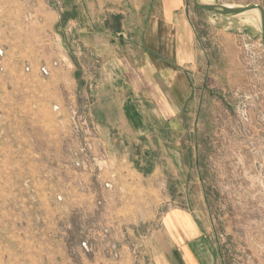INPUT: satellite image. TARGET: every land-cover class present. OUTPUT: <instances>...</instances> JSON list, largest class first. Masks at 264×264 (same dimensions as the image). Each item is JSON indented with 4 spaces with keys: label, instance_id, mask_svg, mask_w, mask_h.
Returning a JSON list of instances; mask_svg holds the SVG:
<instances>
[{
    "label": "rangeland",
    "instance_id": "374dc122",
    "mask_svg": "<svg viewBox=\"0 0 264 264\" xmlns=\"http://www.w3.org/2000/svg\"><path fill=\"white\" fill-rule=\"evenodd\" d=\"M211 1L264 10V0ZM186 2L193 9L192 0ZM127 5L126 0H0V264H20L24 235L35 237L47 225L41 239L53 240L61 227L57 204L64 191L50 187L53 174L47 175L49 187L38 189L24 167L62 165L89 174L92 188L101 182L115 194L113 180H102L110 159L91 109L93 66L88 67L85 50L78 53L70 44L78 39L76 21L87 31L88 16L100 19L104 9ZM258 20L253 14L239 24L212 23L198 14V53L187 69L192 92L180 125L173 136L157 126L152 143L140 140L129 152L128 163L158 166L159 188H121L124 203L108 206L101 191L93 192L101 213L77 227L85 252L108 242L104 213L146 234L163 209L176 205H163L166 197L185 196L219 264H264V49ZM61 41L68 44L64 49L73 66L60 52ZM13 165L14 173L7 168ZM10 243L19 244V251ZM108 245L117 257L116 245ZM43 264L65 263L59 256Z\"/></svg>",
    "mask_w": 264,
    "mask_h": 264
},
{
    "label": "crops",
    "instance_id": "0c3cea01",
    "mask_svg": "<svg viewBox=\"0 0 264 264\" xmlns=\"http://www.w3.org/2000/svg\"><path fill=\"white\" fill-rule=\"evenodd\" d=\"M126 2L128 5L124 8L104 9L100 19L88 16L87 31H82L83 27L76 21L78 39L70 44L78 53L85 50L88 67L93 66L96 84L91 90V109L99 133L107 143L110 159L102 180H113L115 194L111 196V191L105 190L101 182L100 187L94 184L92 188L89 174L62 165L52 169L24 167L22 172L31 176V184L40 190L49 187L47 175L53 174L51 179L55 180L50 187L62 189L64 196L57 204L61 213V217H57L61 227L55 226L57 237L41 239L47 225H43L35 237L34 234L24 235L19 243L23 253L20 264H43L48 257L57 260L59 256L65 264H134L136 259L140 264H219L202 221L186 207L185 196L166 197L163 205H176L163 209L157 223L146 234L139 228L111 221L102 211L104 217H108L105 219L109 224L108 242L95 243L90 252L79 245L78 224L83 221L88 224L90 217L95 216L96 220L101 213L95 207L93 192L101 191L103 205L108 206L124 203L119 195L121 188L140 184L147 189L159 188L158 166L145 168L128 163L129 152L136 149L131 147L140 140L152 143L158 136L157 126H165L166 133L173 136L176 126L180 125V114L192 92L187 69L194 64L198 53V14L202 13L212 23L228 24H239L245 15L253 16L251 12L214 16L195 6L191 9L186 0ZM70 22L73 29V21ZM57 38L62 40L61 35H56ZM60 44V52L73 66L64 49L68 44L62 41ZM7 168L13 173L18 170L14 165ZM180 189H186L185 180ZM50 203L54 201L50 199ZM150 203L159 205L155 199ZM109 242L116 245L117 257L111 255ZM19 244L13 243L12 247L10 243V247L15 250L18 246L19 251Z\"/></svg>",
    "mask_w": 264,
    "mask_h": 264
},
{
    "label": "water",
    "instance_id": "95a60500",
    "mask_svg": "<svg viewBox=\"0 0 264 264\" xmlns=\"http://www.w3.org/2000/svg\"><path fill=\"white\" fill-rule=\"evenodd\" d=\"M193 5L196 8L203 9L214 16L222 15V16H237L247 12H251L256 9L259 12V26L261 31V42L264 49V10L260 6L256 5H234L229 6L224 3H213L202 1V0H192Z\"/></svg>",
    "mask_w": 264,
    "mask_h": 264
},
{
    "label": "bare ground",
    "instance_id": "6f19581e",
    "mask_svg": "<svg viewBox=\"0 0 264 264\" xmlns=\"http://www.w3.org/2000/svg\"><path fill=\"white\" fill-rule=\"evenodd\" d=\"M202 1H205V0H202ZM224 4H226V3H224ZM226 5L234 6L235 4H226ZM251 13L256 15L258 17V19H259V12L257 10H252Z\"/></svg>",
    "mask_w": 264,
    "mask_h": 264
},
{
    "label": "built area",
    "instance_id": "2783aa9c",
    "mask_svg": "<svg viewBox=\"0 0 264 264\" xmlns=\"http://www.w3.org/2000/svg\"><path fill=\"white\" fill-rule=\"evenodd\" d=\"M0 53H1V51H0Z\"/></svg>",
    "mask_w": 264,
    "mask_h": 264
}]
</instances>
